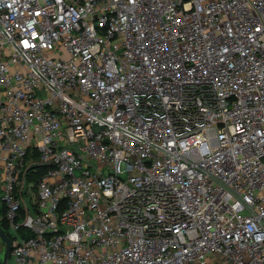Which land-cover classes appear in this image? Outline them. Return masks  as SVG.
Masks as SVG:
<instances>
[{
    "label": "built area",
    "instance_id": "obj_1",
    "mask_svg": "<svg viewBox=\"0 0 264 264\" xmlns=\"http://www.w3.org/2000/svg\"><path fill=\"white\" fill-rule=\"evenodd\" d=\"M0 191L11 264H264V0H0Z\"/></svg>",
    "mask_w": 264,
    "mask_h": 264
},
{
    "label": "water",
    "instance_id": "obj_2",
    "mask_svg": "<svg viewBox=\"0 0 264 264\" xmlns=\"http://www.w3.org/2000/svg\"><path fill=\"white\" fill-rule=\"evenodd\" d=\"M36 167H32L31 169H35ZM28 188V181L26 178H24L23 180V189L21 192V195L23 197V203L25 208L27 209L28 213L33 216V209L31 206V197L27 195L26 191ZM0 240L2 241V243L4 244V253H3V257H2V262L1 264H8L9 262V258H10V252H11V240L8 237L7 233L3 230V228L0 225Z\"/></svg>",
    "mask_w": 264,
    "mask_h": 264
},
{
    "label": "trees",
    "instance_id": "obj_3",
    "mask_svg": "<svg viewBox=\"0 0 264 264\" xmlns=\"http://www.w3.org/2000/svg\"><path fill=\"white\" fill-rule=\"evenodd\" d=\"M35 159V160H37V154L34 152V151H32V152H30V154L28 155V157L26 158V160H25V163H28L31 159ZM43 171L42 170H37L36 172H29L28 174H27V176H26V179H27V181H28V184H32V183H34L35 182V178L38 176V175H40L41 173H42ZM23 179V178H22ZM2 214H3V216H4V212L2 211ZM25 214H26V211L22 208L21 210H20V212H19V215H20V217H24L25 216ZM1 225V227L3 228V230L5 231V232H7V224H6V222H5V220H4V223H2V224H0Z\"/></svg>",
    "mask_w": 264,
    "mask_h": 264
},
{
    "label": "crops",
    "instance_id": "obj_4",
    "mask_svg": "<svg viewBox=\"0 0 264 264\" xmlns=\"http://www.w3.org/2000/svg\"><path fill=\"white\" fill-rule=\"evenodd\" d=\"M2 211H3V209H2V203L0 201V224L4 223V220H5L4 219V216L2 214ZM3 251H4V244L0 240V264H1V256H2Z\"/></svg>",
    "mask_w": 264,
    "mask_h": 264
},
{
    "label": "rangeland",
    "instance_id": "obj_5",
    "mask_svg": "<svg viewBox=\"0 0 264 264\" xmlns=\"http://www.w3.org/2000/svg\"><path fill=\"white\" fill-rule=\"evenodd\" d=\"M0 197H1V191H0ZM0 201H1V199H0ZM3 253H4V251H3ZM3 253H2V256H1V262H2ZM8 264H11L10 260H9Z\"/></svg>",
    "mask_w": 264,
    "mask_h": 264
}]
</instances>
